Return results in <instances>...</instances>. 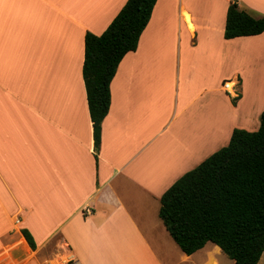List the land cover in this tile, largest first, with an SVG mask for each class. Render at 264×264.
Wrapping results in <instances>:
<instances>
[{
  "label": "crops",
  "instance_id": "1",
  "mask_svg": "<svg viewBox=\"0 0 264 264\" xmlns=\"http://www.w3.org/2000/svg\"><path fill=\"white\" fill-rule=\"evenodd\" d=\"M126 1L0 0V264H217L212 243L177 247L160 197L233 129H258L264 32L223 33L230 2L261 17L264 0H157L110 82L95 160L84 35Z\"/></svg>",
  "mask_w": 264,
  "mask_h": 264
},
{
  "label": "trees",
  "instance_id": "2",
  "mask_svg": "<svg viewBox=\"0 0 264 264\" xmlns=\"http://www.w3.org/2000/svg\"><path fill=\"white\" fill-rule=\"evenodd\" d=\"M156 1L127 0L100 35H84L82 80L95 160L101 123L110 105V82L122 58L136 50ZM263 32L264 16L254 17L230 2L224 39ZM158 217L186 255L209 242L233 264H258L264 252V110L256 131L233 129L226 146L184 173L161 195ZM21 233L35 249L28 231Z\"/></svg>",
  "mask_w": 264,
  "mask_h": 264
},
{
  "label": "built area",
  "instance_id": "3",
  "mask_svg": "<svg viewBox=\"0 0 264 264\" xmlns=\"http://www.w3.org/2000/svg\"><path fill=\"white\" fill-rule=\"evenodd\" d=\"M238 85H239L238 81L233 82V80H228L222 84V87L225 90V92L228 94V96L234 100L238 98L239 95Z\"/></svg>",
  "mask_w": 264,
  "mask_h": 264
},
{
  "label": "rangeland",
  "instance_id": "4",
  "mask_svg": "<svg viewBox=\"0 0 264 264\" xmlns=\"http://www.w3.org/2000/svg\"><path fill=\"white\" fill-rule=\"evenodd\" d=\"M263 45V44H261ZM231 80V79H230ZM234 81H237V79L233 80ZM239 84V83H238ZM237 99V98H236ZM264 110V109H263ZM259 122V120H258ZM208 251V250H207ZM206 251V252H207ZM213 258L216 260V263L217 264H232V261L228 259V257L223 254L220 250L218 249H215L214 251V254H213ZM258 264H264V252L259 260V263Z\"/></svg>",
  "mask_w": 264,
  "mask_h": 264
}]
</instances>
